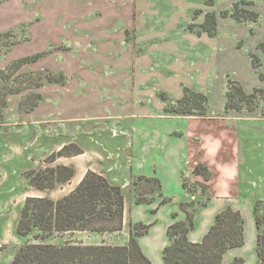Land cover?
Returning <instances> with one entry per match:
<instances>
[{
    "label": "rangeland",
    "instance_id": "374dc122",
    "mask_svg": "<svg viewBox=\"0 0 264 264\" xmlns=\"http://www.w3.org/2000/svg\"><path fill=\"white\" fill-rule=\"evenodd\" d=\"M30 1L0 0V13L5 14L10 8H17L20 18L25 19L17 22L15 26L0 28V33L10 32V36L0 37V70L9 68V64L14 59L37 53L33 50L43 46L38 39L29 42L31 32H29L28 19L49 20L46 25L49 27L46 29L50 38V43L41 51L42 56H46L45 61L49 63L48 65L39 70H29V62L19 69L18 73L22 74L16 78L0 76V93L7 88L23 87L18 93L6 95L8 113L7 108H2L3 114L0 117V264H11L21 246L28 242L39 241L33 238L36 229L25 236L17 232V223L26 196L60 198L72 191L87 171L96 172L88 168L79 179L78 175L80 176L81 172L73 174L67 182L44 190L32 188L23 176L27 169H43L62 161L70 167L77 166L78 163L92 162L94 167L100 170L96 173L104 176L102 174L104 172L109 176L104 177L111 184L121 187L124 194L123 225L122 229L109 232L57 233L45 239V242L54 245L67 243L127 245L131 231L136 235L141 250L151 264H165L162 250L169 244L166 230L174 221L185 220V213L181 207L194 214V228L188 233L189 239L200 241L213 224L216 213L230 206L241 213L244 227L243 245L229 249L222 256V264H228L235 257L242 258V264H256L257 229L254 224L253 205L258 201L260 204L258 214L264 213V115L262 114L264 102L258 101V106L251 111L246 109L237 111L231 108L225 111L224 102L229 79L240 83L248 93L254 87H264V81L258 77V72L264 73V52L258 48V43L264 39V0H212V4L207 3L209 0H179L173 6L167 5L168 0H155L160 18L166 16L171 19V22L161 29L156 28L154 23L149 26V29L153 30L151 32L154 39L171 43L166 48L158 47L152 54L159 75L173 77V82L162 83V86L168 89L166 92L168 98L163 92H161L163 97L161 95L160 97L167 98L163 103L171 107L178 100H175V86L177 88L179 80L195 87H202L192 89L207 96L206 115L204 117L183 115L180 117L186 120L169 119L165 125H160L166 126L167 130H175L174 137L172 136L173 148L177 158L179 153L185 158L181 169L176 163L169 167L159 160L156 161V173L152 172L147 164L145 170L149 176L136 174L131 175L129 179L122 172L116 171V164H109L111 159L109 153L116 146H110L108 140H102L100 144L102 155L62 160L56 157L55 161H45L52 152L35 162L32 167L24 168V159L18 157L20 156L18 154H23L19 150L23 149L24 137L15 133L21 128L23 114L28 112L25 109L34 102L35 94L39 93L36 90L39 86L24 88L25 85L39 81L41 86H46V94L51 95L55 89L54 85L58 84L47 80L51 73V76L63 73L64 84L73 81V76L57 68L56 62L65 59L68 48L75 42L82 45L84 41L88 46V40H93V34L88 33L90 29L85 24L94 20L112 21L111 18L114 17L109 14L110 11L116 18L126 20L128 26L125 30L126 38L129 42H134L137 36L135 24L145 15L141 8L145 0H43L41 7L39 6L41 9L38 6L28 8L27 4ZM235 2H238L242 15H246L244 10L255 11L258 14L257 20L238 21L232 18L230 14ZM197 3L198 7L192 10L193 16L190 20L194 30H201L199 17L205 12L213 11L216 15L218 30H215L212 37L215 41L220 40L221 48L214 50V54V47L202 42H197L191 47L189 39L185 38L186 31L183 26L191 17V7ZM224 11L228 14L223 17L220 13ZM17 16L16 13L15 18ZM71 22L75 25L71 27L66 25ZM61 23H64V29L60 30L58 36L54 34L51 36L50 33L54 30L51 28L52 24L58 27ZM39 24L40 22H37L35 26L39 27ZM33 29L38 32L35 28L31 30ZM51 39L57 43H51ZM181 54L186 55L184 64L171 68V63L176 61L174 57ZM211 54L214 55L211 60L216 63L213 65L212 73L207 75L197 66V62ZM252 61H257L259 66L254 68ZM64 94L71 93L64 92ZM192 117L198 119H188ZM146 121L148 124L145 126L148 131L145 133H150V129L156 124L151 119ZM140 138L139 143V139L133 137L132 145L136 149L137 145L147 140V137L140 136ZM130 145L129 140L127 144L129 149ZM156 150L153 149L147 161L150 158L154 159ZM69 152L74 153L75 149L71 148ZM127 159L129 161L130 157ZM196 159L207 167L210 174L208 181L193 172L192 163Z\"/></svg>",
    "mask_w": 264,
    "mask_h": 264
},
{
    "label": "crops",
    "instance_id": "0c3cea01",
    "mask_svg": "<svg viewBox=\"0 0 264 264\" xmlns=\"http://www.w3.org/2000/svg\"><path fill=\"white\" fill-rule=\"evenodd\" d=\"M42 1L31 0L27 7H39ZM154 1L145 0L141 4L145 15L143 19H138L135 24L137 36L132 43L127 40L125 35V30L128 28L126 20L116 18L111 11L109 14L114 17L111 18L112 21L94 20L85 24L90 29L88 33L93 34V40H88V46L84 41H82V45L75 42L72 47L68 48L65 59L56 62V67L70 73L73 76V81L64 85L55 84V89L51 95L46 94V86H39L36 90L43 96L41 102L23 114L22 125L19 124L21 128L15 134L24 137L23 151L19 150L23 154H18L20 155L18 157L25 161L24 168L32 167L35 162L69 143H74L83 152L71 157H60V160L102 155V147L100 146L102 140H108L110 146H116L109 153L111 158L109 164H116V171L122 172L125 177H128L127 179L136 174L149 176L145 170L147 164L151 167L152 172L156 173V161L159 160L166 163L167 166L176 163L179 169L182 168L185 158L180 153L179 158H177L172 145V136L174 137L175 130H167L166 126H160L165 125L169 119H186L181 118L182 115L174 116L165 113L164 108L167 103L164 104L163 100L165 99L160 97L161 92L167 95L166 92L168 91L162 86V83L173 82V77L167 78L159 75L152 54L158 47L166 48L171 43L154 39L153 32H151L153 30H150L149 26L154 23L156 28L161 29V27H166L171 19L166 18V16L160 18L156 10L157 2ZM178 1L168 0L167 5H176ZM40 7L39 9H41ZM197 7L198 3L191 7V17L183 26L186 31L185 38L189 39L191 47L197 42L214 47V54V50L221 48L219 46L220 40L215 41L213 35L209 36L203 31L198 33V30H194L193 27L189 28V25H192V21H190L193 16L192 10ZM18 11L17 8H10L8 13H0V28H8L15 26L19 21H25V19L20 18ZM16 13L17 18H15ZM206 13L199 17L200 26L205 20ZM28 20L29 32H31L29 42L38 39L43 46L36 47L33 51L41 52L45 50V45L50 43L46 29L49 27L46 26L49 20L43 21L36 18ZM37 22H40L39 27L35 26ZM66 25L71 27L75 24L71 22V24ZM64 27V23L58 27L52 24L51 28L54 30L50 35L58 36L57 34H60V30ZM32 28L37 29L38 32L34 29L31 30ZM216 30H218L217 18ZM51 43H57V41L54 42V39H51ZM185 50L187 51V49ZM213 54L197 62V66L207 75L214 70L213 65L216 62L211 60ZM45 58L46 56H41L38 60L30 62L29 70H39L48 65L49 63L47 64ZM199 58L201 59V57ZM174 59L176 61L171 63V68L184 64L186 55L181 54L175 56ZM184 87L202 88L179 80L177 82L178 94L175 86V100L182 97ZM64 92L71 94H64ZM5 108H7L8 113V106ZM205 115L201 116L204 117ZM193 118L196 117L188 119ZM148 119L154 121L156 126L150 129V133H145L148 131L145 126L148 124L146 121ZM140 136L147 137V140L139 144ZM133 137L139 139L137 149L132 145ZM129 140L131 141L130 149L127 147ZM153 149H157L154 156L155 160L150 158L147 161ZM15 154L17 153L15 152ZM127 157H130L129 161ZM198 160L196 159L192 166L195 167L198 163L204 164ZM59 163L65 164L63 161ZM118 164L120 165L118 166ZM71 167L74 169L75 175L81 172L78 179L83 176L88 168L100 172L92 162L78 163L77 166ZM102 174L106 175L104 172Z\"/></svg>",
    "mask_w": 264,
    "mask_h": 264
},
{
    "label": "trees",
    "instance_id": "16d2710c",
    "mask_svg": "<svg viewBox=\"0 0 264 264\" xmlns=\"http://www.w3.org/2000/svg\"><path fill=\"white\" fill-rule=\"evenodd\" d=\"M207 3L212 4V0ZM240 10L238 2H235L230 16L238 21L257 20L258 14L255 11L244 10L246 15H242ZM220 14L224 17L228 12L224 11ZM189 28H192V25H189ZM215 30L216 15L214 12H207L205 20L201 24V30L197 32L203 31L212 36ZM2 36H10V32L0 33V37ZM258 48L264 52V39L258 43ZM42 54V52H37L12 60L9 68L0 70V76L16 78L22 74L18 71L25 63L36 61ZM252 66L257 68L259 64L257 61H252ZM51 75L47 78L49 82L64 84L63 73H59L57 76ZM258 77L264 81L263 72H258ZM38 86H41L39 81L31 82L24 88ZM22 90L23 87H15L1 91L0 117L3 114L2 108L7 105L6 95ZM41 99L42 96L39 93L35 94L34 102L25 111L32 110ZM260 100L264 102V87H254L248 93L237 81L228 80L224 102L225 111L230 108L237 111L242 109L251 111L258 106L257 102ZM206 105L207 96L205 94L184 87L182 97L176 101L174 106L170 107L166 104L164 111L172 115L201 116L205 115ZM262 114L264 115V103L262 104ZM71 148L75 149L74 153L69 152ZM80 153L82 151L77 145L69 143L54 151L45 161L52 162L56 157H67ZM193 172L201 175L205 181L210 178L205 164H196ZM73 174L72 167L59 163L43 169H27L23 176L32 188L44 190L52 189L59 183L69 181ZM182 185L184 186V183ZM259 205L258 201L253 205L254 224L257 229L256 252L258 260L256 264H264V213L258 214ZM181 210L185 213V220L174 221L166 230L169 244L162 250V259L165 264H222V256L229 249L243 245L244 227L239 210L227 206L216 213L213 224L200 241H193L188 237L189 231L194 228V214L183 207ZM123 212L124 194L121 187L111 184L104 176L91 170L85 173L72 191L60 198L26 196L20 211L17 232L25 236L36 229L37 232L33 238L39 241L28 242L21 246L15 253L11 264H151L149 258L141 250L136 235L131 231L127 245L82 243L54 245L45 242V239L57 233L120 230L123 225ZM242 263V258L235 257L228 264Z\"/></svg>",
    "mask_w": 264,
    "mask_h": 264
}]
</instances>
